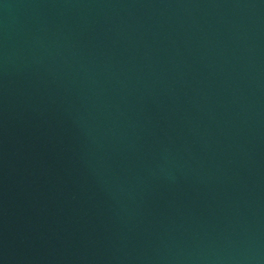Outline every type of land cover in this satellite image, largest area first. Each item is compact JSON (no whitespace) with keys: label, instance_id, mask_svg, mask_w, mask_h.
Returning a JSON list of instances; mask_svg holds the SVG:
<instances>
[{"label":"water","instance_id":"95a60500","mask_svg":"<svg viewBox=\"0 0 264 264\" xmlns=\"http://www.w3.org/2000/svg\"><path fill=\"white\" fill-rule=\"evenodd\" d=\"M0 264H264V0H0Z\"/></svg>","mask_w":264,"mask_h":264}]
</instances>
